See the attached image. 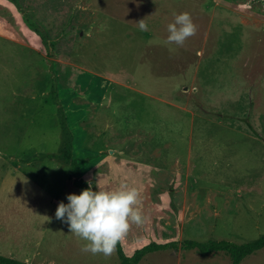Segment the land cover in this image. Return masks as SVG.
I'll return each mask as SVG.
<instances>
[{
	"label": "rangeland",
	"instance_id": "1",
	"mask_svg": "<svg viewBox=\"0 0 264 264\" xmlns=\"http://www.w3.org/2000/svg\"><path fill=\"white\" fill-rule=\"evenodd\" d=\"M181 12L195 34L165 43ZM61 124L73 179L60 161L28 162L61 152ZM75 179L137 188L144 223L117 243L126 256L264 236V0H0V256L118 263L55 218ZM140 264L229 261L177 249ZM240 264H264V250Z\"/></svg>",
	"mask_w": 264,
	"mask_h": 264
},
{
	"label": "clouds",
	"instance_id": "2",
	"mask_svg": "<svg viewBox=\"0 0 264 264\" xmlns=\"http://www.w3.org/2000/svg\"><path fill=\"white\" fill-rule=\"evenodd\" d=\"M140 29L146 30L143 20ZM196 26L187 12L173 13V22L167 25L165 43L183 45L193 36ZM67 203L60 202L55 218L68 225L70 233L85 241L82 251L92 254H110L116 244L129 230V223H144V217L137 207L139 192L135 187L121 184L115 189L93 190L91 183L79 194H68ZM24 264H29L25 260Z\"/></svg>",
	"mask_w": 264,
	"mask_h": 264
},
{
	"label": "trees",
	"instance_id": "3",
	"mask_svg": "<svg viewBox=\"0 0 264 264\" xmlns=\"http://www.w3.org/2000/svg\"><path fill=\"white\" fill-rule=\"evenodd\" d=\"M63 131L62 150L58 155L38 154L28 162L40 161L43 159L57 160L70 168L69 177L76 178L79 175L80 167L78 162L71 156L70 132L61 124ZM248 129L252 128L248 125ZM73 186L78 189H85L88 187L87 183L81 179H75ZM118 263L116 264H140V262L153 253L174 251L181 249L183 251H195L200 256H215L217 254H226L229 264H240L242 261L252 256L253 254L264 250V236L244 244H235L227 241H213L197 242L193 240H183L181 242L172 241L165 244L149 243L136 249L130 256L124 255L122 249L118 244L115 246ZM0 264H24L22 262L0 256Z\"/></svg>",
	"mask_w": 264,
	"mask_h": 264
},
{
	"label": "crops",
	"instance_id": "4",
	"mask_svg": "<svg viewBox=\"0 0 264 264\" xmlns=\"http://www.w3.org/2000/svg\"><path fill=\"white\" fill-rule=\"evenodd\" d=\"M215 6H217V7H218L219 5H215ZM187 170H188V172H189V171H191V170H190V168H187Z\"/></svg>",
	"mask_w": 264,
	"mask_h": 264
}]
</instances>
